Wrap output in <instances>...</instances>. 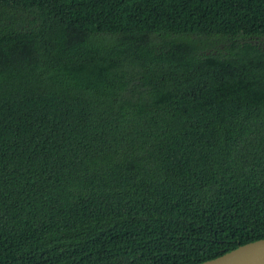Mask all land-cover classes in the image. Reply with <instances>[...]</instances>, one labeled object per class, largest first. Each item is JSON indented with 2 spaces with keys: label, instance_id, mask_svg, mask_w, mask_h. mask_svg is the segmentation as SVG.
Returning a JSON list of instances; mask_svg holds the SVG:
<instances>
[{
  "label": "trees",
  "instance_id": "1",
  "mask_svg": "<svg viewBox=\"0 0 264 264\" xmlns=\"http://www.w3.org/2000/svg\"><path fill=\"white\" fill-rule=\"evenodd\" d=\"M261 239L264 0H0V264Z\"/></svg>",
  "mask_w": 264,
  "mask_h": 264
},
{
  "label": "water",
  "instance_id": "2",
  "mask_svg": "<svg viewBox=\"0 0 264 264\" xmlns=\"http://www.w3.org/2000/svg\"><path fill=\"white\" fill-rule=\"evenodd\" d=\"M200 264H264V239L239 246Z\"/></svg>",
  "mask_w": 264,
  "mask_h": 264
}]
</instances>
